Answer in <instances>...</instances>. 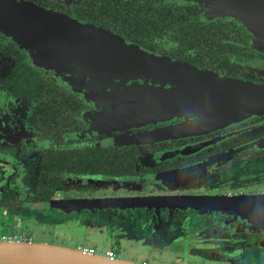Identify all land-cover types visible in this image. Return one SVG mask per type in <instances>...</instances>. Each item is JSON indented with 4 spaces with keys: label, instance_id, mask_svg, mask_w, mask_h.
<instances>
[{
    "label": "flooded vegetation",
    "instance_id": "1",
    "mask_svg": "<svg viewBox=\"0 0 264 264\" xmlns=\"http://www.w3.org/2000/svg\"><path fill=\"white\" fill-rule=\"evenodd\" d=\"M28 1L70 16L81 0ZM70 17L81 21L74 14ZM226 58L234 65L235 75L200 67L264 84V52L251 49L249 41L238 54ZM61 73L38 66L0 31L2 241L72 247L66 240L27 239L43 227L63 230L71 241L73 236L95 238L108 245L106 252L113 253L110 258L138 264L149 263L133 255L162 249L178 264H264V228L252 226L237 214L175 206L79 205L145 197L264 194V112L219 128L168 138L149 135L195 117L122 129L104 124L107 131L99 133L88 118L98 104L73 91ZM90 185L97 186L83 190ZM180 189L203 193L185 195ZM43 203L53 206H40ZM200 212L208 217L235 216L240 223L238 241H231L230 236L219 242L210 224L203 233L213 234L208 240L200 239V222L205 218ZM73 249L86 253L92 249L93 254L106 256L94 246ZM153 257H157L155 264L162 263L161 256Z\"/></svg>",
    "mask_w": 264,
    "mask_h": 264
},
{
    "label": "water",
    "instance_id": "2",
    "mask_svg": "<svg viewBox=\"0 0 264 264\" xmlns=\"http://www.w3.org/2000/svg\"><path fill=\"white\" fill-rule=\"evenodd\" d=\"M185 1L204 7L207 18L230 16L240 21L252 35V48L264 52L258 45L260 39L264 43V0ZM0 31L9 35L17 46L29 51L38 66L77 71L78 76L67 78L68 85L87 99L109 89L107 100H95L105 107L102 119L106 125L125 128L174 117H195L192 121L150 133L149 136L159 139L219 128L264 112V84L261 82L221 74L172 58L104 27L78 21L33 2L0 0ZM136 78H141L142 82L131 81L130 85H124V81ZM99 86L103 88L99 89ZM115 204L217 210L237 214L252 226L264 228V194L145 197L79 203L81 206ZM0 263L138 264L67 246L29 241H0Z\"/></svg>",
    "mask_w": 264,
    "mask_h": 264
},
{
    "label": "trees",
    "instance_id": "3",
    "mask_svg": "<svg viewBox=\"0 0 264 264\" xmlns=\"http://www.w3.org/2000/svg\"><path fill=\"white\" fill-rule=\"evenodd\" d=\"M205 12L178 0H81L69 15L156 52L235 75L226 56L238 54L248 41L255 50L251 34L235 19L207 18Z\"/></svg>",
    "mask_w": 264,
    "mask_h": 264
},
{
    "label": "rangeland",
    "instance_id": "4",
    "mask_svg": "<svg viewBox=\"0 0 264 264\" xmlns=\"http://www.w3.org/2000/svg\"><path fill=\"white\" fill-rule=\"evenodd\" d=\"M189 2H193V1H189ZM222 18L223 19H230V18H233V17L223 16ZM258 45L261 47V49L262 48L264 49V43L262 42L261 39L258 41ZM257 51H259V50H257ZM260 51H262V50H260ZM26 52L28 54L30 53L29 51H26ZM34 61H35V63H37L36 60H34ZM62 70L63 71H61V70L60 71H57L56 70V71L59 74L61 72L64 73L65 74L64 77H65L66 80L69 77L70 78H75L76 76H78V72L77 71L65 70V69H62ZM131 81L132 82L141 83L142 82V79L141 78H136V79H133V80L124 81V85L125 86L130 85ZM116 82H119V80H116ZM99 87H100L99 89L103 88L102 86H99ZM109 92H110L109 89H104V90H101L100 93L98 92V93L92 94V98L89 97L88 99H90V101H92L91 99H93V101H95V100H100L102 98H104V99L107 100V97H108ZM97 108H98V110L95 111V112H93V113H90V115H89L88 118H89V122H90L91 127L96 132H99L100 133V132H103V131L106 130L105 129L106 127L103 128V125L105 124V121L102 119V114H103V111H105V107L102 104H98ZM107 125H111V124L108 123ZM110 128L120 129V128L115 127L114 125L112 127H109V129ZM125 128H127V127H125ZM96 186L97 185L85 186L84 187L85 189H83V190H88L89 188L96 187ZM127 187L133 188L130 185H127ZM180 190L182 192H184L185 195H197V194H202L203 193V191L201 189H196V190H184V189H180ZM177 192H179V191H177ZM201 214L205 218H203L202 219L203 221L200 222V225H201L200 231L202 232V233L199 232V234H200L199 236L201 237L200 239H207L208 240L209 239V236L213 234V233H209V231H206L205 234L203 233L204 230L210 224V225H212L216 229L215 237L219 240V242L222 241L220 239H225V238L230 239V236H232L231 238H233V239H231V241L232 240L238 241L237 239L240 238V236H239L240 234L239 233H241V232H238L237 231V227L240 225V223L237 222L238 219L235 216L234 217L229 216V219H230L229 220L225 215H223L221 217L219 215L215 216L213 214V215H211V216L208 217V215H206L207 213H203L202 212ZM230 221H232V222H230ZM236 224H237V226H236ZM98 225H100V224H98ZM68 235L69 234H67L63 230H57V229L56 230H51V229H47V228H43L42 227V228H40L39 230H37L35 232L33 231V233H30V235H27L26 237H27L28 240L39 239V240H45L47 242H52L53 240H66V242H69L68 245L69 246H72L71 248L75 247L76 245H79L81 247L94 246V248L96 249L97 252L102 253V254H106V248H108V245L107 244L100 243L99 241H96V239L95 238H92V237H90V238L86 237V238H84V239L81 240V237L73 236L74 239H72L73 241H71L69 239L70 238V235L69 236ZM0 241H2V239H1V231H0ZM223 245L224 244H222V247H224ZM238 245H239V242L236 244V246L238 247ZM163 251H164V249H162V250H155V252L153 254L149 253V254H146V255L145 254H142V253H140V254L133 253L135 255H133L132 257H134L139 262H141L143 259H145V260H147V262L149 264H155L154 258H157V257H153V256L158 255V256H161L160 257V259L162 261L161 264H178L174 260V258L172 256H169L165 251H164L165 252L164 253L165 256H163ZM261 261H262V258H261ZM0 264H6V263H0ZM10 264H24V263H10Z\"/></svg>",
    "mask_w": 264,
    "mask_h": 264
},
{
    "label": "built area",
    "instance_id": "5",
    "mask_svg": "<svg viewBox=\"0 0 264 264\" xmlns=\"http://www.w3.org/2000/svg\"><path fill=\"white\" fill-rule=\"evenodd\" d=\"M87 253H89V254H93V250H92V249L87 250ZM106 256L109 257V258L112 257V256H113L112 251H108V252H106Z\"/></svg>",
    "mask_w": 264,
    "mask_h": 264
},
{
    "label": "bare ground",
    "instance_id": "6",
    "mask_svg": "<svg viewBox=\"0 0 264 264\" xmlns=\"http://www.w3.org/2000/svg\"><path fill=\"white\" fill-rule=\"evenodd\" d=\"M13 259H17L16 257H19V256H11ZM19 258H22V257H19ZM31 258H37V259H45V260H48L46 258H43V257H32Z\"/></svg>",
    "mask_w": 264,
    "mask_h": 264
}]
</instances>
